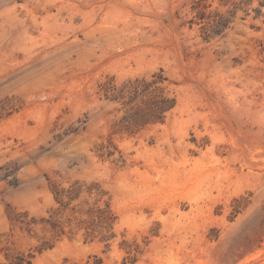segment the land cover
Here are the masks:
<instances>
[{
  "label": "rangeland",
  "instance_id": "374dc122",
  "mask_svg": "<svg viewBox=\"0 0 264 264\" xmlns=\"http://www.w3.org/2000/svg\"><path fill=\"white\" fill-rule=\"evenodd\" d=\"M0 13V264H264V0Z\"/></svg>",
  "mask_w": 264,
  "mask_h": 264
},
{
  "label": "bare ground",
  "instance_id": "6f19581e",
  "mask_svg": "<svg viewBox=\"0 0 264 264\" xmlns=\"http://www.w3.org/2000/svg\"><path fill=\"white\" fill-rule=\"evenodd\" d=\"M2 14L0 13V20H1ZM1 22V21H0Z\"/></svg>",
  "mask_w": 264,
  "mask_h": 264
}]
</instances>
